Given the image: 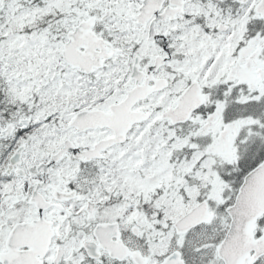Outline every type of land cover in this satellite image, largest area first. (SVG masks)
<instances>
[{"label":"snow or ice","instance_id":"snow-or-ice-1","mask_svg":"<svg viewBox=\"0 0 264 264\" xmlns=\"http://www.w3.org/2000/svg\"><path fill=\"white\" fill-rule=\"evenodd\" d=\"M0 264H264V0H0Z\"/></svg>","mask_w":264,"mask_h":264}]
</instances>
